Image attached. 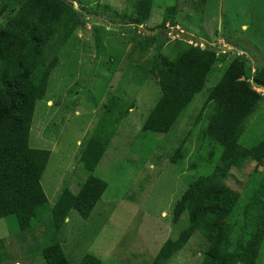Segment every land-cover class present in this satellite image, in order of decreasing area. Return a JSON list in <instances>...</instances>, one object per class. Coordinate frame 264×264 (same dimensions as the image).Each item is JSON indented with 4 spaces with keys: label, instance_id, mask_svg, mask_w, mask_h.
<instances>
[{
    "label": "trees",
    "instance_id": "trees-1",
    "mask_svg": "<svg viewBox=\"0 0 264 264\" xmlns=\"http://www.w3.org/2000/svg\"><path fill=\"white\" fill-rule=\"evenodd\" d=\"M154 1L136 0L135 10L128 16L129 25L120 26L135 32L133 39L141 53L154 45H158L157 50L163 47L159 36L139 29L149 20ZM89 4L90 0H4L0 4V219H14L21 240L31 231L28 235L37 240V226L43 227L45 264H72L61 234L73 210L88 219L102 199L108 183L94 172L111 146L117 127L133 108L116 94L104 104L103 119L83 144L79 159L86 177L80 178L77 191L63 190L56 203L49 206L41 179L51 151L31 147V129L37 103L47 95L49 79L62 63L61 50L94 12ZM178 6H167L162 23L157 25L166 37L169 26L177 25ZM176 42L179 49L173 58L158 55L149 67L160 96L138 135L142 139L171 132L212 79L216 66L227 63L208 88L195 117L199 124L209 112L202 132L211 148L206 162L213 161L215 150L220 152L212 170L195 175L174 203L171 224L179 231L167 238L146 264H172L195 234L207 242L200 264H257L264 244V138L248 147L241 139L264 101V95L255 89H264V65L254 66L246 53L235 50L222 55L217 46L203 47L200 41ZM187 139L185 136L175 149L172 163L179 165L185 159ZM140 144L136 138L132 143L134 153L139 152L136 148ZM136 156L132 158L136 160ZM243 157L255 163L253 171H263L259 170L257 185H250L253 191L246 198L243 218L233 222L242 199L241 192L227 180ZM236 224H240L238 233ZM0 248H5L3 239ZM8 257L6 251L0 252V264ZM78 264L104 263L88 253Z\"/></svg>",
    "mask_w": 264,
    "mask_h": 264
},
{
    "label": "rangeland",
    "instance_id": "rangeland-1",
    "mask_svg": "<svg viewBox=\"0 0 264 264\" xmlns=\"http://www.w3.org/2000/svg\"><path fill=\"white\" fill-rule=\"evenodd\" d=\"M135 1L90 0L92 16L61 50L62 63L51 75L47 95L36 107L30 145L51 151L41 183L52 206L63 190L77 191L80 178L86 177L79 159L103 119L104 104L113 94L133 104L94 172L108 183L107 190L88 219L73 210L61 234L72 264H78L88 253L104 264H146L162 243L179 231L171 224L176 200L195 175L212 170L219 156L220 151L215 150L213 161L206 162L211 148L202 132L209 112L199 124L195 117L208 88L227 63L216 66L212 79L171 132L141 139L138 134L160 96V87L149 75L152 60L161 54L173 58L179 49L176 40L180 39L194 44L200 41L203 47L217 46L222 55L229 50L246 53L254 66L264 65V0H155L149 20L139 29L159 36L163 47L157 50L158 45H154L144 53L136 48L135 32L120 27L129 25ZM175 3L179 5L177 25L169 26L166 37L157 25L162 23L165 8ZM75 6H79L77 1ZM260 105L241 139L244 146L264 138V101ZM185 136L186 157L176 165L171 156ZM136 138L141 144L136 148L139 152L134 153L132 143ZM135 155L136 160L132 158ZM254 166L243 157L228 176L227 181L241 192L242 199L233 222L243 218L246 198L253 191L250 185H257L261 179L263 168L255 172ZM239 228L236 224L235 233ZM42 229L37 226V240L28 235L32 231L21 240L15 220L0 219V239L5 246L0 252L9 255L1 264H45ZM206 244L195 234L172 264H200ZM257 264H264V244Z\"/></svg>",
    "mask_w": 264,
    "mask_h": 264
},
{
    "label": "clouds",
    "instance_id": "clouds-1",
    "mask_svg": "<svg viewBox=\"0 0 264 264\" xmlns=\"http://www.w3.org/2000/svg\"><path fill=\"white\" fill-rule=\"evenodd\" d=\"M255 89H256L259 93H261V94L264 95V89H263V88L256 87Z\"/></svg>",
    "mask_w": 264,
    "mask_h": 264
}]
</instances>
